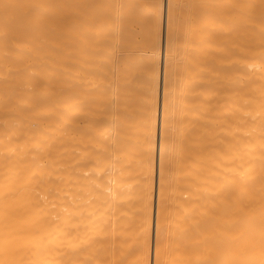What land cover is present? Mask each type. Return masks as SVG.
Here are the masks:
<instances>
[{"label":"bare ground","instance_id":"bare-ground-1","mask_svg":"<svg viewBox=\"0 0 264 264\" xmlns=\"http://www.w3.org/2000/svg\"><path fill=\"white\" fill-rule=\"evenodd\" d=\"M100 2L0 0V264H264V0Z\"/></svg>","mask_w":264,"mask_h":264},{"label":"rangeland","instance_id":"rangeland-1","mask_svg":"<svg viewBox=\"0 0 264 264\" xmlns=\"http://www.w3.org/2000/svg\"><path fill=\"white\" fill-rule=\"evenodd\" d=\"M115 4L116 0H101L100 5L98 3L99 10L102 12L111 11ZM120 8L124 14L123 26L125 25L126 34L132 36L133 43H149L158 36L165 43L168 28L166 2L161 12L155 5V0H123ZM156 16L161 17L159 24H155ZM183 26L182 23H179L177 29Z\"/></svg>","mask_w":264,"mask_h":264}]
</instances>
